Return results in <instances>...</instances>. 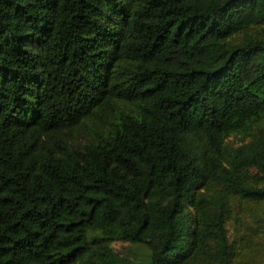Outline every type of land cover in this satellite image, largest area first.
<instances>
[{
  "label": "trees",
  "instance_id": "1",
  "mask_svg": "<svg viewBox=\"0 0 264 264\" xmlns=\"http://www.w3.org/2000/svg\"><path fill=\"white\" fill-rule=\"evenodd\" d=\"M0 264H264V0H0Z\"/></svg>",
  "mask_w": 264,
  "mask_h": 264
},
{
  "label": "rangeland",
  "instance_id": "2",
  "mask_svg": "<svg viewBox=\"0 0 264 264\" xmlns=\"http://www.w3.org/2000/svg\"><path fill=\"white\" fill-rule=\"evenodd\" d=\"M116 246H117V247H120V246H121V244H117Z\"/></svg>",
  "mask_w": 264,
  "mask_h": 264
}]
</instances>
